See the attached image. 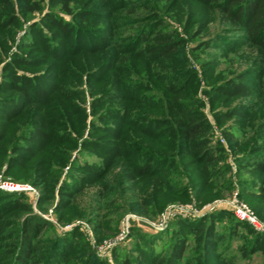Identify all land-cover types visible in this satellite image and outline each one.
<instances>
[{"label": "trees", "instance_id": "trees-1", "mask_svg": "<svg viewBox=\"0 0 264 264\" xmlns=\"http://www.w3.org/2000/svg\"><path fill=\"white\" fill-rule=\"evenodd\" d=\"M210 48L227 66L199 72L190 56ZM230 156L264 219V0H0V171L39 189H0V264H109L81 225L45 214L101 241L116 214L227 195ZM132 236L116 264L264 261V232L225 209Z\"/></svg>", "mask_w": 264, "mask_h": 264}, {"label": "rangeland", "instance_id": "rangeland-1", "mask_svg": "<svg viewBox=\"0 0 264 264\" xmlns=\"http://www.w3.org/2000/svg\"><path fill=\"white\" fill-rule=\"evenodd\" d=\"M38 17H39L38 14L32 16L33 20H36ZM214 23H216V22L213 21V23L211 25V29H209L208 31L202 32L200 39L201 38H210L211 36H214L218 31H221L222 30L223 27L221 28V25H219L218 23H216V24H214ZM176 25H177L178 29L180 30L181 28L178 26V24H176ZM24 31L25 30H22L20 32V34L18 35L17 41L20 40V38H21L22 34L24 33ZM183 35L187 36L185 33ZM189 44L192 45L193 42H190ZM198 54L200 56L199 57L200 60L199 59H196L192 54H191L190 57H191V60L193 62V65L198 69L199 72H201V70H202V64H204L208 60H211V59L213 60V58H216V59L219 58L221 60L220 65H219L220 66L219 70L220 69H225L226 66H227L226 65V62H227L226 59L221 58V54H220V52H218V49L210 48L209 50L202 51V52H200ZM244 65H245L244 62L240 64V66H244ZM200 96L202 98H204L205 99V102H206V106H205L204 110H205L206 114L208 115V117H209V119H210V121H211V123L213 125L212 126L213 127L212 128V135H213L214 140H218L221 144H223L225 147L228 148V142L224 138V136L222 135V129H221V127L219 125L216 124V122H215V120H214V118L212 116V113L210 111V106H209V102H208L207 97L204 96V94H201V93H200ZM227 161H228V163L232 167L233 172L231 173V176H232L233 184L235 185V188L230 193H228L227 195H225L223 197H220V198H215V199H213L211 201H208V202H206L201 207L198 206V204L196 203L195 200L188 201V202H184V201H180V200L169 201L165 205L164 209L156 217H150V216L148 217V216L141 215L139 213L132 212V211H128V212L126 211V212H123L121 214H116L115 215V219H116L117 228H118L117 233L114 234V235H112V236L106 237V238H104L101 241L97 240V237H96V235H95V233L93 231V228H92L91 224L89 222H87L85 219H76V220H74V221H72L70 223H67L65 225H61V224H59L56 221V218H55V216H54V214H53V212H52L51 209L49 210V212L47 214H45V216L55 222V224L57 225L58 230L68 231V230H71L74 226L81 225L82 232L85 234V236L89 240V243L91 244V246L94 247V249L96 251V254L100 258L107 260L109 264H116L115 263V257H114V249L117 246H120L123 249H129V247L132 246V243H133L132 229H133V227L141 228L143 231H147V232H149L150 230H152V232L153 231H156L155 229H153V227L149 223L150 222H157L158 219L160 218V216L171 205L192 204L194 207L196 206L197 208L202 209L204 206L209 205V204H212L216 200L224 199V198L230 199L231 197L234 196V194H237L239 196V193H240L239 192V184H238L239 178H238V175L235 174V171H236L235 159L232 156H230V157H228V160ZM3 170H4V168L0 172H3ZM5 179H7L8 181L14 182V184H21V185H25V186H32L35 190L38 191V195H39V189L37 187H34L32 184H30L28 182H17V181H14L11 177L6 176V175H5ZM31 195H32V197H33L34 200L38 196V195H35V194H31ZM239 198H240V196H239ZM240 199L243 202H245L246 204H248L250 206V204L246 200H244L242 198H240ZM133 216H135V217H133ZM127 218H129V220H128L129 221V227H128V230L126 232L125 238L123 240H121L119 243H117L116 245H114L113 247L107 248L106 252L103 253V254H101L99 252V247H101L103 245H107L108 242L114 240L115 238H117L122 233L123 229H125V226H126L125 223H126ZM177 218H179V217H177ZM186 218H190V217H186ZM262 220H264V219H262ZM167 226H166V228H167ZM238 244H239V241H236L235 240L233 242V250H234V252H235V250H237ZM263 262H264L263 261V258L260 255H254L249 260L246 259V258H242V257H239L237 259V264H263Z\"/></svg>", "mask_w": 264, "mask_h": 264}, {"label": "built area", "instance_id": "built-area-1", "mask_svg": "<svg viewBox=\"0 0 264 264\" xmlns=\"http://www.w3.org/2000/svg\"><path fill=\"white\" fill-rule=\"evenodd\" d=\"M0 189L12 193L25 191L31 194L38 195V191L35 190L32 186L14 184V182L5 179L4 172H0ZM222 209L232 211L239 220L247 221L257 231L264 232V220L259 218L255 211L248 204L243 202L237 194H234V196L230 199L224 198L216 200L214 203L206 205L202 209H199L196 206L194 207L192 204L171 205L160 216L157 222H150L149 224L155 230H162L166 228V226L171 222V220L177 217H199L205 213ZM128 220L129 218H127L126 220L125 229H123L122 233L117 238L108 242L107 245L99 247V252L101 254L105 253L107 248L113 247L125 238L126 232L129 227Z\"/></svg>", "mask_w": 264, "mask_h": 264}]
</instances>
